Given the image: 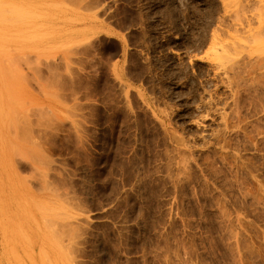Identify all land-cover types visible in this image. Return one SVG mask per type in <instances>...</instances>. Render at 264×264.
I'll return each instance as SVG.
<instances>
[{"label": "rangeland", "instance_id": "374dc122", "mask_svg": "<svg viewBox=\"0 0 264 264\" xmlns=\"http://www.w3.org/2000/svg\"><path fill=\"white\" fill-rule=\"evenodd\" d=\"M0 264H264V0H0Z\"/></svg>", "mask_w": 264, "mask_h": 264}, {"label": "bare ground", "instance_id": "6f19581e", "mask_svg": "<svg viewBox=\"0 0 264 264\" xmlns=\"http://www.w3.org/2000/svg\"><path fill=\"white\" fill-rule=\"evenodd\" d=\"M14 16H15V22L17 24L32 19V6L29 8L24 6H14Z\"/></svg>", "mask_w": 264, "mask_h": 264}]
</instances>
